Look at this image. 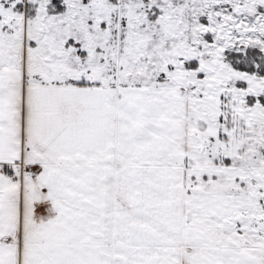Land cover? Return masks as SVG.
<instances>
[{"label":"snow or ice","instance_id":"obj_1","mask_svg":"<svg viewBox=\"0 0 264 264\" xmlns=\"http://www.w3.org/2000/svg\"><path fill=\"white\" fill-rule=\"evenodd\" d=\"M0 264H264V0H0Z\"/></svg>","mask_w":264,"mask_h":264}]
</instances>
